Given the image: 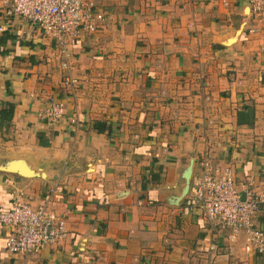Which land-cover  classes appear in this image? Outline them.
<instances>
[{
    "label": "crops",
    "instance_id": "crops-1",
    "mask_svg": "<svg viewBox=\"0 0 264 264\" xmlns=\"http://www.w3.org/2000/svg\"><path fill=\"white\" fill-rule=\"evenodd\" d=\"M97 8L105 26L70 44L65 69L54 39L0 0V211L18 192L34 208L50 197L68 229L26 257L0 221V264H264L192 199L205 153L264 190V15L249 0ZM53 101L65 110L49 125Z\"/></svg>",
    "mask_w": 264,
    "mask_h": 264
},
{
    "label": "built area",
    "instance_id": "built-area-1",
    "mask_svg": "<svg viewBox=\"0 0 264 264\" xmlns=\"http://www.w3.org/2000/svg\"><path fill=\"white\" fill-rule=\"evenodd\" d=\"M10 14H17L27 23L37 25L55 41L60 66L69 69V46L83 32H97L105 26L107 17L97 8V0H3ZM257 15H264V0H249ZM63 83L75 87L77 78L65 75ZM62 101H53L41 115L54 125L64 115ZM201 158L203 171L193 180V204L202 210L210 230L223 231L230 243L242 232L246 235L245 249L264 253V230L256 224L264 217V190L250 181L236 184L232 169L220 167L206 155ZM242 186V187H241ZM50 197L36 208L24 193L18 192L12 208L0 211V221L8 228L6 247L10 252L26 257L37 255L49 245L68 236L64 217L53 208ZM211 249L216 245L210 244Z\"/></svg>",
    "mask_w": 264,
    "mask_h": 264
}]
</instances>
